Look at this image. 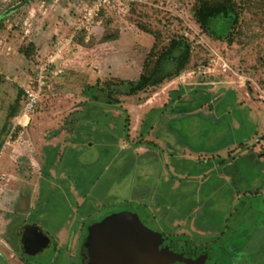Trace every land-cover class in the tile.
<instances>
[{"label": "rangeland", "instance_id": "obj_1", "mask_svg": "<svg viewBox=\"0 0 264 264\" xmlns=\"http://www.w3.org/2000/svg\"><path fill=\"white\" fill-rule=\"evenodd\" d=\"M25 1L0 0V246L23 213L53 231L80 208L192 223L210 230L197 237L211 254L234 230L263 226L264 203L250 195L264 192V0H234L232 45L196 23L199 0H116L88 28L95 0ZM178 38L191 46L179 77L113 95L119 104L95 99L138 80L156 39L161 51ZM43 65L38 109L11 135L10 108Z\"/></svg>", "mask_w": 264, "mask_h": 264}, {"label": "flooded vegetation", "instance_id": "obj_2", "mask_svg": "<svg viewBox=\"0 0 264 264\" xmlns=\"http://www.w3.org/2000/svg\"><path fill=\"white\" fill-rule=\"evenodd\" d=\"M80 209L74 216L69 213L66 221L53 231L32 221L36 213H23L25 218L12 219L5 229V246H0V264H264V224L247 236L234 230L213 255L208 242L198 241L199 233L207 237L210 230L202 233L192 223L183 228L179 222L153 227L136 213L104 214ZM118 215L128 217L129 224L117 226L120 231L105 230L102 223ZM260 216L263 218L264 212ZM132 229L135 231H126ZM148 239L151 248L145 245ZM132 243L133 252L127 247Z\"/></svg>", "mask_w": 264, "mask_h": 264}, {"label": "trees", "instance_id": "obj_3", "mask_svg": "<svg viewBox=\"0 0 264 264\" xmlns=\"http://www.w3.org/2000/svg\"><path fill=\"white\" fill-rule=\"evenodd\" d=\"M241 8L234 0H199L194 7V18L203 32L232 45L235 41V30L240 23ZM6 17L7 15L0 18V24ZM146 32L155 34L151 31ZM158 47V39H156L138 80L110 85L107 90L101 89L100 97H95V99H103L108 104H119L120 101L113 95L132 97L150 87L159 86L179 77L190 64V44L185 39L178 38L172 39L169 45L161 51L158 50ZM27 53L26 55H28ZM21 107L22 104L16 102L10 108L7 119L13 120L20 112Z\"/></svg>", "mask_w": 264, "mask_h": 264}, {"label": "built area", "instance_id": "obj_4", "mask_svg": "<svg viewBox=\"0 0 264 264\" xmlns=\"http://www.w3.org/2000/svg\"><path fill=\"white\" fill-rule=\"evenodd\" d=\"M116 0H95L94 4L88 9L85 16V25L90 26L95 22L96 17L99 13L112 5ZM136 1V0H132ZM62 49H59L55 57H59L62 54ZM220 57H216L212 60L211 66L216 67L217 65H222L226 70L228 66L225 63H221ZM46 72L47 66L43 65L39 68L37 79L33 84L29 85L24 92V101L18 116L14 119L11 135H13L18 129H26L31 121L32 116L36 113L38 106L40 104L43 91L46 88Z\"/></svg>", "mask_w": 264, "mask_h": 264}, {"label": "water", "instance_id": "obj_5", "mask_svg": "<svg viewBox=\"0 0 264 264\" xmlns=\"http://www.w3.org/2000/svg\"><path fill=\"white\" fill-rule=\"evenodd\" d=\"M137 218V217H136ZM126 219H128V217H125V215H118V216H112L110 219H108V220H106L105 222H103L102 224V226H105V227H103L105 230H107V231H111V232H116V231H120L118 228H117V226H119L120 227V225H125V224H129V222H128V220H126ZM136 222H138L139 224H140V222H139V220H138V218H137V221ZM141 225V224H140ZM127 232H130V231H132V232H134L135 231V229H132V230H126ZM92 242H93V239L91 240ZM145 241V240H144ZM146 245V247L147 248H151V242H150V239H148V243L147 244H145ZM144 245V246H145ZM125 246V245H124ZM128 248L130 247L131 248V250H132V252L134 251V249H135V244H131V246H127ZM129 255V254H128ZM132 255H133V253H132ZM131 255V256H132ZM112 256H113V253H112ZM127 256V255H126ZM128 257V256H127Z\"/></svg>", "mask_w": 264, "mask_h": 264}, {"label": "crops", "instance_id": "obj_6", "mask_svg": "<svg viewBox=\"0 0 264 264\" xmlns=\"http://www.w3.org/2000/svg\"><path fill=\"white\" fill-rule=\"evenodd\" d=\"M16 117H17V116H16ZM16 117H15V118H16ZM256 193H257L256 196H257V197H260L261 200L264 201V192H261V193H260V192L257 191Z\"/></svg>", "mask_w": 264, "mask_h": 264}]
</instances>
